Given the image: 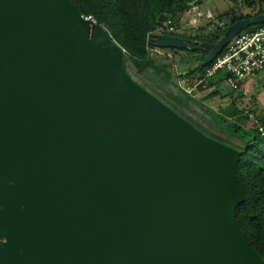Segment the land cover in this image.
Here are the masks:
<instances>
[{
  "label": "water",
  "instance_id": "obj_1",
  "mask_svg": "<svg viewBox=\"0 0 264 264\" xmlns=\"http://www.w3.org/2000/svg\"><path fill=\"white\" fill-rule=\"evenodd\" d=\"M263 23L200 41L202 66ZM240 158L133 80L70 0H0V264H264L236 217Z\"/></svg>",
  "mask_w": 264,
  "mask_h": 264
},
{
  "label": "trees",
  "instance_id": "obj_2",
  "mask_svg": "<svg viewBox=\"0 0 264 264\" xmlns=\"http://www.w3.org/2000/svg\"><path fill=\"white\" fill-rule=\"evenodd\" d=\"M85 16H91L97 23L103 25L111 37L122 47L135 62L138 68L152 67L164 69L165 66L156 59L149 57L147 48L148 35L163 20L183 13L192 0H70ZM249 2V0H246ZM263 0L249 2L250 6L257 5ZM234 11V10H232ZM231 11V12H232ZM231 12L220 16L224 19ZM264 13V9L254 15L234 17L230 26L235 22L253 18ZM172 15V16H169ZM177 22V21H176ZM178 24V23H177ZM264 27L263 24L250 26L246 31ZM220 30L214 36L187 37L191 40L189 52H202L204 56L192 70L177 72V77L196 82L203 79L208 66L202 62L207 52L203 51L200 41L218 42L225 33ZM166 51L183 49L163 48ZM247 114L239 117L240 124L226 122L228 132L245 143L241 150V158L235 168L245 194V201L236 210L237 221L252 247L264 260V116L259 117L252 126L246 127Z\"/></svg>",
  "mask_w": 264,
  "mask_h": 264
},
{
  "label": "rangeland",
  "instance_id": "obj_3",
  "mask_svg": "<svg viewBox=\"0 0 264 264\" xmlns=\"http://www.w3.org/2000/svg\"><path fill=\"white\" fill-rule=\"evenodd\" d=\"M241 1L243 0H192L183 13L174 16L179 26V34L191 38L214 36L220 30H227L232 18L254 15L264 9V0L249 8H239L238 4ZM200 5L204 11L211 9L224 12L232 6L233 8L228 12L234 11L223 19L224 26H218L217 21L213 24L204 17L201 23L197 24L196 18L206 16L199 10ZM212 25H215L214 28H210ZM203 56L202 52H189L185 49L170 52L164 49L161 52L149 51V57L165 66L164 69H154L152 67L138 68L130 56L124 53V65L133 80L206 136L241 152L245 148V143L230 135L226 122L238 123L239 117L246 115V111H249L253 116L247 115L248 120L245 125L252 126L259 117L264 116V108L257 106L258 96L252 94L253 92L250 91L246 95L233 93L224 82L219 87L221 95L216 93L218 90L213 86L217 84L210 86L209 80L204 81L203 85H198L192 91L191 88L195 86L196 81L178 78L177 72L194 69ZM219 77L222 75H217L210 80ZM214 89L216 91H213Z\"/></svg>",
  "mask_w": 264,
  "mask_h": 264
},
{
  "label": "built area",
  "instance_id": "obj_4",
  "mask_svg": "<svg viewBox=\"0 0 264 264\" xmlns=\"http://www.w3.org/2000/svg\"><path fill=\"white\" fill-rule=\"evenodd\" d=\"M253 2V0H249ZM249 2H239V8H249ZM89 19L94 20L91 16ZM208 20L218 26H224L225 20L213 18L208 15ZM95 21V20H94ZM215 25L210 26L214 28ZM179 26L173 18L169 17L157 25L148 35L147 48L149 51H163V48L154 45V38L158 34L176 36L179 34ZM264 71V27L255 30H243L224 49V51L208 65L205 75L200 82L207 81L217 75H222L225 83L235 92L241 90L244 83ZM250 117L251 112L246 111Z\"/></svg>",
  "mask_w": 264,
  "mask_h": 264
},
{
  "label": "crops",
  "instance_id": "obj_5",
  "mask_svg": "<svg viewBox=\"0 0 264 264\" xmlns=\"http://www.w3.org/2000/svg\"><path fill=\"white\" fill-rule=\"evenodd\" d=\"M254 1H256V0H253V2ZM233 6H235V4H233ZM233 6L231 8H233ZM231 8L229 10H227V11H224V12H222V11H216V10H211V9H208L207 11H204V10L201 9V5H200L199 10H201L202 13H204L206 16H201V18H196L195 19V23H197V24L201 23L202 17H204V18H206L208 20V15H212L213 18L220 19V16L223 15V14H225V13H227L228 11H230ZM210 81H211V83H209ZM223 82L225 83L223 77H219V78L212 79V80L209 79L208 84L210 86L212 84H217V85H213V86L217 88L218 92L215 89L213 91H216L217 94H220L221 95V91H220V88L219 87H220L221 83H223ZM201 84L203 85L204 83L203 82H200V80L197 81L196 84H195V86L192 87L191 90L194 91V89L198 85H201ZM230 90L233 91L231 88H230ZM250 91L253 92L252 94L258 96L257 97V104H258L257 106H259L261 108H264V71L258 73L256 76H254L253 78L249 79L246 83H244L240 91H238V92L233 91V93H240L242 95L243 94L246 95Z\"/></svg>",
  "mask_w": 264,
  "mask_h": 264
},
{
  "label": "flooded vegetation",
  "instance_id": "obj_6",
  "mask_svg": "<svg viewBox=\"0 0 264 264\" xmlns=\"http://www.w3.org/2000/svg\"><path fill=\"white\" fill-rule=\"evenodd\" d=\"M7 241V239L3 236H0V244H3Z\"/></svg>",
  "mask_w": 264,
  "mask_h": 264
}]
</instances>
